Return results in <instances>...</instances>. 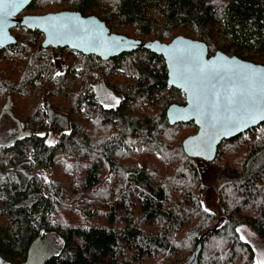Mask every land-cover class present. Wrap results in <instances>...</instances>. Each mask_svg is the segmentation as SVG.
<instances>
[{"label":"trees","instance_id":"trees-1","mask_svg":"<svg viewBox=\"0 0 264 264\" xmlns=\"http://www.w3.org/2000/svg\"><path fill=\"white\" fill-rule=\"evenodd\" d=\"M62 10L98 16L112 33L123 28L143 42L183 36L205 43L210 56L232 50L264 65V0H33L21 16ZM12 34L18 43L0 49V90L21 132L0 144V264L24 263L48 236L62 246L38 264H255L237 229L246 224L264 239V124L224 141L213 162L191 157L184 142L198 127L169 123V107L186 98L169 87L162 57L141 49L103 61L44 48L38 29L19 24ZM219 37L228 45L219 47ZM70 56L84 74L69 102L38 99L14 112L15 99L38 83L49 98L63 93L77 69L55 73L56 63ZM120 71L110 84L120 102L105 106L97 76L106 82ZM52 112L67 121L55 144ZM210 164L226 178L218 213L202 204Z\"/></svg>","mask_w":264,"mask_h":264},{"label":"water","instance_id":"water-1","mask_svg":"<svg viewBox=\"0 0 264 264\" xmlns=\"http://www.w3.org/2000/svg\"><path fill=\"white\" fill-rule=\"evenodd\" d=\"M32 1L26 0L15 14L8 16L5 23L0 26V49L15 46L18 43L16 36L12 34V29L20 24L28 29H38L44 36V48H67L85 56L101 58L103 61L141 49L162 57L167 68L169 87L181 91L186 98V105L169 107L167 111L169 123L172 126L194 123L198 127L197 134L184 142V149L191 157L213 162L224 141L238 138L264 124V120H260L250 123L242 130L236 125L226 128L222 124H217L216 127H212L213 114L221 119L225 115L224 95L227 94V90L239 91L245 87L244 82L235 73L244 71L245 65L252 66L256 70L264 69V65L249 62L237 56L230 57L222 51L210 56L205 43L183 36L169 44L132 39L112 33L107 23L98 16L83 15L79 11L62 10L21 16ZM8 10L5 9V11ZM51 17L59 19L51 20L49 19ZM226 61L233 63H226ZM198 68H204V73H198ZM180 73H183V77ZM213 92L221 94L218 106H214ZM195 95L201 97L203 104L201 111L195 110L191 103ZM255 95L258 100L261 99L259 88ZM261 106H264V103ZM40 245L39 238L31 245L28 258L22 264H33L34 249ZM1 260L0 254V262Z\"/></svg>","mask_w":264,"mask_h":264},{"label":"rangeland","instance_id":"rangeland-1","mask_svg":"<svg viewBox=\"0 0 264 264\" xmlns=\"http://www.w3.org/2000/svg\"><path fill=\"white\" fill-rule=\"evenodd\" d=\"M55 6V5H54ZM125 29L120 28L118 29L117 33L123 35ZM14 35V34H13ZM44 41V40H43ZM219 47H222L223 45H228V41L218 38ZM219 52V50L217 51ZM216 52V53H217ZM215 53V54H216ZM225 53V52H224ZM214 54V55H215ZM225 54H227L230 57L238 56L235 54L234 51H228ZM213 55V56H214ZM56 63V69L55 73L63 72L62 68H66L67 65H71L77 70V75L70 80L67 85L64 88V92L61 94L55 95V97H47V92L49 90L48 86H43V84L38 83L32 90L31 94L26 97H19L18 99H15V107L14 112L16 110L19 111H25L29 112L31 109L34 108L36 105L38 99L42 100H49L52 107L56 105H61V103L67 101L69 102L71 94L79 89L81 87V84L83 82V74H84V68L76 67L77 65V59L73 56L66 57L63 59L61 57ZM122 75V71H120L116 76H114L111 80L106 82L103 79V76H97L98 82L101 81L98 84V100L105 106H115L120 102L119 96L113 91L110 84L117 78H120ZM52 81V78L50 79V82ZM9 93L5 90H0V144L1 145H8L12 141H14L16 138H18L20 131L19 128V122L17 119V114L15 115L10 113L9 111L5 110V105L8 101ZM26 98V99H25ZM27 100V102L24 104V100ZM52 123L49 126V134H48V143L55 144L57 142V138L59 135V132L62 130H66L67 128V121L64 118V116H59L56 112H52ZM190 130H186L183 132V135L186 136ZM41 134H44L42 132ZM197 134V133H196ZM251 141V139H249ZM238 144H249L248 140L245 143H238ZM226 178L225 174H223L221 171H219L215 165H209L206 167V173L204 176V192L202 194V204L206 211L212 213H218V211H221L220 209V201L218 197V191L221 188L223 184H225ZM223 217V215H220V218ZM225 222L224 219L221 220V224ZM220 224V225H221ZM238 234L240 237H243L242 239L244 242L248 243L254 250L255 255V264L257 260L264 259V239L260 238L252 229L250 226L246 224L239 225ZM175 232V231H174ZM62 246L61 241L54 237V236H48L42 240V245L40 248H37V250L34 252V259L33 264H38L39 259L57 253ZM169 261L167 259L165 264H169ZM171 264V262H170Z\"/></svg>","mask_w":264,"mask_h":264},{"label":"snow or ice","instance_id":"snow-or-ice-1","mask_svg":"<svg viewBox=\"0 0 264 264\" xmlns=\"http://www.w3.org/2000/svg\"><path fill=\"white\" fill-rule=\"evenodd\" d=\"M26 0H0V26H2L8 16L14 15L20 6L25 3ZM9 9L5 11V9ZM51 20H57V17L49 18ZM66 27V26H65ZM74 30H78L75 29ZM226 63H233L227 62ZM244 71L235 73L243 82L245 87L237 91L235 89L227 90V94L224 95V107L225 115L221 119L213 114L212 127H216L217 124H222L224 127L236 125L242 130L243 127L248 126L250 123H256L260 120H264V69L256 70L252 66H243ZM204 68H198V73H204ZM183 77V73H180ZM175 82V81H173ZM257 88L260 89L261 99L258 100L255 95ZM221 94L213 92L214 106H218L220 103ZM195 110L201 111L203 108L200 95H195L191 101ZM227 134V133H225ZM210 148L211 145L209 144ZM241 239H244L241 237ZM256 264H264V259L256 261Z\"/></svg>","mask_w":264,"mask_h":264},{"label":"flooded vegetation","instance_id":"flooded-vegetation-1","mask_svg":"<svg viewBox=\"0 0 264 264\" xmlns=\"http://www.w3.org/2000/svg\"><path fill=\"white\" fill-rule=\"evenodd\" d=\"M51 48V47H50ZM75 52V51H74ZM76 53H78V52H76ZM78 54H80V53H78ZM82 55V54H81ZM21 131V130H20Z\"/></svg>","mask_w":264,"mask_h":264}]
</instances>
